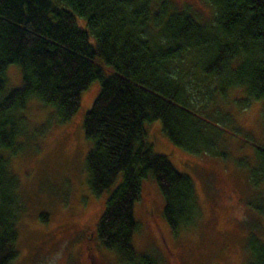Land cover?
<instances>
[{"label":"trees","instance_id":"16d2710c","mask_svg":"<svg viewBox=\"0 0 264 264\" xmlns=\"http://www.w3.org/2000/svg\"><path fill=\"white\" fill-rule=\"evenodd\" d=\"M201 1L211 10L206 18L172 0H0V147L16 153L18 113L29 100L51 106L64 123L97 80L82 120L91 141L84 169L93 195L109 191L95 232L121 264H155L132 247L139 227L133 207L144 179L156 183L172 233L199 217L191 179L153 152L146 122L159 120L170 141L194 155L219 153L218 126L231 119L229 102L259 101L264 127V0ZM9 64L19 66L21 84L5 93ZM240 90L243 97L231 95ZM259 154L252 182L264 180ZM1 164L0 264H12L17 182ZM249 248L248 264H264V243Z\"/></svg>","mask_w":264,"mask_h":264},{"label":"rangeland","instance_id":"374dc122","mask_svg":"<svg viewBox=\"0 0 264 264\" xmlns=\"http://www.w3.org/2000/svg\"><path fill=\"white\" fill-rule=\"evenodd\" d=\"M172 1L204 18L211 13L201 0ZM79 23L83 26L84 20ZM94 60L102 64L99 57ZM4 77L5 93L18 88L19 66L7 65ZM98 91L94 80L80 93L77 111L64 123L56 122L51 106L29 100L18 113L16 153L0 147L1 166L17 182L18 255L12 264H121L114 251L100 245L95 232L109 191L93 195L84 169L91 141L84 137L82 120ZM231 95L240 98L243 92ZM260 108L259 101L224 105L231 119L218 126L215 155H194L173 144L159 120L144 124L153 152L191 179L199 217L193 226L172 233L162 215L163 198L156 183L144 179L133 207L139 224L132 236L137 254L155 264H248L249 245L264 243V214L259 212L264 180L249 178L258 168L259 151H264Z\"/></svg>","mask_w":264,"mask_h":264},{"label":"flooded vegetation","instance_id":"af4514ba","mask_svg":"<svg viewBox=\"0 0 264 264\" xmlns=\"http://www.w3.org/2000/svg\"><path fill=\"white\" fill-rule=\"evenodd\" d=\"M92 235L90 234L88 237L90 238ZM90 247H88V249H89Z\"/></svg>","mask_w":264,"mask_h":264}]
</instances>
